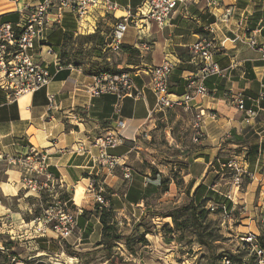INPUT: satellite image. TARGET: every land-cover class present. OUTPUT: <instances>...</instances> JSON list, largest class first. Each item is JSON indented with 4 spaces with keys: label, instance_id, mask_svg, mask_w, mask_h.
Returning a JSON list of instances; mask_svg holds the SVG:
<instances>
[{
    "label": "crops",
    "instance_id": "crops-1",
    "mask_svg": "<svg viewBox=\"0 0 264 264\" xmlns=\"http://www.w3.org/2000/svg\"><path fill=\"white\" fill-rule=\"evenodd\" d=\"M40 1L20 0L19 3H12L0 0V22L21 24L26 18L27 7L37 5ZM115 1L121 5V9L116 13L117 17L126 15L128 8L134 10L142 2V0ZM228 10L231 14L227 16ZM51 20L50 26L36 40L35 48L31 52L37 62L49 68L52 79L46 87L17 99L0 89V140L2 149L7 155L28 154L32 148L48 154L49 171L55 178V188L58 193L66 194L74 201L77 195L83 194L82 202L81 197L80 201L77 200L82 204H77L76 201L72 203L74 208L78 206L81 211L77 226L81 234L76 236V240L72 234L65 241L70 245H76L83 239L82 245L90 243L93 245L101 240L103 229L100 214L94 213L97 188L104 189L105 186L111 190L105 191L107 196L102 192L107 201L105 207H111L116 221L119 224L126 223L127 226L131 225L127 221L134 216L144 219L149 212H152L151 205L146 202L148 190L151 188L150 193L154 194L157 192H153L155 187L158 192H162L160 189L163 188L157 185L154 178L148 176V172L143 176L132 170V166L128 164L133 173L131 179L124 177L121 168L110 172L96 164L92 156L73 152L72 149L78 142L84 141L89 145L90 137L104 133L108 128L116 127L117 116L114 114L116 96L106 93L92 98L86 93L87 85L93 82V74L99 71L93 66L90 68L89 63L81 60L80 65L62 63L63 60L74 62L75 54L71 55L68 48L73 52L79 47L76 43L71 48L70 40L66 42V35L73 34V39H76L79 35L100 32L106 42L113 23L103 22L95 12L88 18L87 25L96 24L98 29L95 32L83 31L71 9H65L61 15H58L55 9ZM240 22L243 24L240 25ZM142 23L139 27L129 26L124 34L123 44L137 48L142 57L145 56L147 59L141 62L148 67L152 68L160 64L166 55L176 63L170 82L172 99L186 93L189 83L197 72L198 66L194 62L191 46L209 28L214 29L213 35L217 47L215 59L223 73L209 77L206 80L209 95L198 98L191 104L201 109L200 111L204 110L207 113L216 111L217 117L219 113L225 117L217 120V117L212 119L207 116L209 119L206 120L203 133L208 135V141L203 147L197 145L186 150L188 154L200 155L194 157L193 162L187 164V168H180L184 174L182 182L186 181L184 192L181 194L193 196L200 184L208 185L206 179L215 166L214 161L221 148L233 145L232 143L225 145L230 135L233 136L235 132L240 134L243 129L246 130V127L256 125H261L263 129L261 133H264V122L254 119L258 114L264 117V112H261L264 111V100L260 103L256 102L260 92L264 90V61L260 53L246 42L247 33L244 30V24L251 28H259L260 32L256 38L259 42L264 41V0H225L219 8L211 9L208 8L205 0H194L180 6L163 29L153 21L143 20ZM105 45H103L104 49ZM101 46L86 42L79 49L90 51L93 54L92 59L101 61L103 57H98L102 53ZM177 48H181V51ZM65 50L68 57L63 58L62 53ZM126 66L136 68L134 73L136 85L144 93L143 98L138 100L129 97L124 99L121 116L128 120L126 127L121 129L124 143L110 150L113 154L125 156L127 161L134 152L137 155L139 153L132 150V142H130L134 134L138 133V127L149 133L148 139L150 133L156 129L158 111L171 107L156 108V99L149 87L151 69L139 67L135 61L128 62ZM239 92L245 96L246 108L254 109L255 115L248 116L245 111L237 108L233 98ZM51 94L55 96L53 102L49 99ZM199 101L202 103L198 105ZM232 112L238 113L237 118L229 117ZM74 115L77 116L76 119L73 118ZM130 118L135 120L129 121ZM196 137L195 133L194 140ZM263 138L261 136V139ZM142 140L146 139L138 140L141 150H143L140 145ZM201 164L202 170L199 168ZM0 166L3 167V177L0 178L2 198L0 235L3 236V240L1 239L0 242L4 243L7 235L14 239L16 232L22 233L25 230L26 223L30 222L25 214L32 210L33 205L27 199L28 192L22 187V169L6 161H0ZM92 184L95 187L93 190L90 189ZM207 187H209L207 192L215 190L214 186ZM168 195H170L169 189L165 190L161 197L158 195L157 200L169 201ZM207 197H211L210 194L203 196L202 199ZM171 199L173 200L171 203L179 204L183 196L178 199L172 196ZM28 215L31 216L32 213ZM136 225L127 228L125 232H131ZM7 226L10 230L5 231L4 228ZM93 236H97L94 242H92ZM30 237H34L35 240L32 242L41 251L40 253H46L52 244H59L62 249L64 248L63 240H60L53 231H48L43 236ZM16 239L21 240L23 237ZM86 249L90 250L91 247H83V250Z\"/></svg>",
    "mask_w": 264,
    "mask_h": 264
},
{
    "label": "rangeland",
    "instance_id": "rangeland-1",
    "mask_svg": "<svg viewBox=\"0 0 264 264\" xmlns=\"http://www.w3.org/2000/svg\"><path fill=\"white\" fill-rule=\"evenodd\" d=\"M78 41H81V39L71 38L69 42L71 48L76 43L79 47L83 45ZM79 47L75 48L73 52L68 48V51L71 55L75 54V60L89 63L90 68L93 66L96 71H129L134 74L136 68L126 66L128 62L132 61H135L139 67L151 69V66L148 67L141 62L147 59L145 56L142 57L140 51L139 54L124 50L115 53L108 48L104 49L102 45V53L98 56L103 57L100 61L92 59L93 54L90 51H80ZM108 57H111V59H107ZM201 103L202 101H199L197 104ZM200 110L192 106L191 102L188 105H175L171 108L159 110L156 116V129L150 133L148 139L142 140L143 144L140 143L143 150L140 148L134 149L139 152L138 155L134 152V155L126 161L128 165L132 166V170L137 173L144 176L145 172H148V176L154 178L157 185H161L163 188L160 189L162 192H158L155 187L153 192H157L154 194L150 193L151 188L148 190L149 194L146 202L151 205L152 212L158 209L170 208L173 205L171 203L173 201L172 196L177 199L183 196L182 201L188 198L186 193L181 194L184 192L186 181L182 182L184 174L180 168H187V164L193 162V158L200 155L188 154L186 150L197 145L203 147V144L209 138L207 134L203 133L206 120L209 119L207 117L208 113L205 112V115L199 120L198 113ZM237 115V112H232L229 117L237 118ZM222 117H225V115L219 113L217 120ZM254 119L264 122V117H261L260 114L256 115ZM245 129L241 133L249 139V146H252L251 152L248 151L247 147L242 148L235 144L221 148L218 153L219 160L216 159L218 165L212 168V172L209 173L206 179V184L210 187L214 186L215 190H211L210 193L207 192L208 185H203L201 189L202 196L209 194L213 196L212 199L206 202V208L210 211L208 220L211 221L212 229L219 238L214 247L199 244L191 229H187L183 241H179L177 239L180 235L179 231L169 232L165 228L167 224L174 228V222L171 218H163L149 212L145 217L146 222L138 227V238L143 237L144 239L134 245L135 252H132L121 241L115 243L110 252H106L102 248H94L96 242L93 245L91 243L82 245V239L76 245H71L79 253L78 256L68 254L59 244H52L46 253H40L41 251L32 242L35 240L34 237H30L33 235L22 236L23 239L20 240L16 237L22 238L21 232H16L14 239H11L9 235L5 237L4 245L7 252H1L0 250V264H9L12 257H16L20 264H208L213 259L221 264V254L234 256L241 253H245L243 261L233 259L235 264H257L254 256L247 255V252L241 249L242 242L240 238L249 231L259 232V237H264V138L261 139V136L264 137V133H261L263 130L261 125L246 127ZM195 133L201 137L199 140H194ZM231 138L232 135H230ZM199 168L202 170L203 165L201 164ZM2 177L3 167L0 166V178ZM167 189H169L170 194L168 195L169 201L166 199L164 201L157 200V196L161 197V194ZM102 190L104 193L110 191L105 186ZM104 193H102L103 196ZM27 194L28 200L32 197L36 198L29 192ZM80 197L82 202L83 194L81 196L77 195L75 201H80ZM41 198H43L42 208L51 203L52 198L49 195L43 194ZM75 201L73 199V202ZM81 202H77V204H82ZM37 206V204L32 206V212ZM27 213L31 214L29 211ZM94 213H96L95 210ZM28 214H25V216H29ZM142 220V217L134 216L127 221V223H131L129 226L126 223L119 224L116 221L117 230L125 233L127 228L133 227L134 224H138ZM4 229L5 231L10 230L8 226ZM145 231L148 233L145 234ZM80 234L76 227L72 237L76 240V236ZM92 238V242H94L97 236ZM1 239L3 240L2 235H0ZM169 239L172 240L169 241ZM5 243H8L9 247ZM66 243L69 244L67 241ZM86 246L91 247V249L83 250V247ZM110 256H113L112 260Z\"/></svg>",
    "mask_w": 264,
    "mask_h": 264
},
{
    "label": "built area",
    "instance_id": "built-area-1",
    "mask_svg": "<svg viewBox=\"0 0 264 264\" xmlns=\"http://www.w3.org/2000/svg\"><path fill=\"white\" fill-rule=\"evenodd\" d=\"M12 3H19L20 0H7ZM194 0H142L141 4L134 10L128 8L126 15L117 17L116 13L121 9V5L115 0H41L37 5L27 7L25 20L18 25L9 22H0V89L8 92L15 99L18 97L34 93L37 90L46 87L51 79L49 68L34 58L31 52L35 48L43 32L50 26L51 15L54 10L57 14L65 9H71L77 18L83 31H93L98 29L95 24L87 25L88 18L95 12L103 22H112V30L108 40L105 42L106 48L118 53L122 50L124 34L130 25L139 27L143 20L153 21L160 29L165 28L176 10ZM209 9L219 8L225 0H205ZM230 15V10L227 11ZM243 22H240L242 25ZM244 30L247 33L246 42L255 48L261 59L264 61V41L259 42L256 38L260 32L259 28H251L244 24ZM214 29L209 28L199 39L191 46L194 62L197 64V72L188 85V90L177 99L170 98V82L176 66V63L165 56L164 60L151 68L149 87L156 99V108L163 109L175 105H188L198 98L209 95V89L206 80L215 75H222L223 70L215 59L217 51L214 38ZM147 48L148 45L146 44ZM86 93L90 97H98L102 94L110 93L116 96L114 103V114L117 116L116 127L108 128L104 133L90 137L89 145L84 141L78 142L73 147V152L80 155L92 156L94 162L99 166L112 172L121 168L126 179L132 178V170L126 163V157L116 155L110 150L121 146L124 143V137L121 129L125 128L128 120L121 116L122 104L125 98L134 100L143 98L144 93L137 88L135 75L129 71L111 70L99 71L93 74V82L86 87ZM54 95H49L51 102L54 101ZM237 108L245 111L248 116L255 115V110L246 108L245 96L239 92L233 98ZM264 100V90L260 92L256 99L257 103ZM216 111H211L208 116L212 119L217 117ZM205 115L202 110L198 113V118ZM77 118L76 115L73 116ZM135 119L130 118L129 121ZM134 134L132 150L140 148L138 140L147 139L149 133L140 130ZM199 136L195 138L198 140ZM0 161H6L10 165H17L22 169L21 183L24 190L41 198L43 194L49 195L51 203L43 208L39 216L34 217L26 223L25 232L21 236L27 237L28 234L43 236L48 231L57 234L60 240H67L78 226L80 209L70 203L71 200H64L55 188V178L49 171L48 154L32 148L28 154L7 155L4 153L0 140ZM231 165V164H229ZM90 189H95L93 184ZM1 190V188H0ZM102 189L95 193V201L101 205L107 206V201L102 194ZM2 203L0 191V204ZM32 213V210H30ZM30 224V225H29ZM12 236V234H10ZM14 238V237H13ZM241 249L252 255L257 264H264V246L259 239V232L249 231L241 237ZM120 248V247H118ZM1 252H7L3 242H0ZM9 264H20L16 257H12ZM221 264H235L233 259L225 255L221 259Z\"/></svg>",
    "mask_w": 264,
    "mask_h": 264
},
{
    "label": "trees",
    "instance_id": "trees-1",
    "mask_svg": "<svg viewBox=\"0 0 264 264\" xmlns=\"http://www.w3.org/2000/svg\"><path fill=\"white\" fill-rule=\"evenodd\" d=\"M73 34H67L66 35V42L73 39ZM80 38L81 41H78L80 44H84L86 42H93L97 45H104V36H101L100 32H96L95 34H88V35H79L76 37V39ZM179 51H181V48H177ZM122 50L124 51H133L135 54H139V50L137 48H134L127 44H122ZM63 58L68 57L66 50L62 53ZM190 57V56H189ZM64 65H68L70 63L74 65H80L81 63L77 60H74V62L71 61H64L62 62ZM206 83V82H205ZM170 92V89H169ZM235 144L239 147H247L251 152L252 146H249L250 141L248 138L244 136L242 133H234L231 139H228L225 142V145L228 144ZM263 148V147H262ZM219 159V156L216 157ZM215 166H217V160L214 161ZM203 187V184H200L196 188V192L193 196L188 195L187 200L184 202H181L179 204H173L170 208H163L158 209L152 212L153 215L160 216L163 218H171L174 222V228H171L168 224L165 226L166 229H168L169 232L179 231L180 235L178 236L179 241H183L185 237V231L187 229H191L192 234H194L196 241L204 245L206 247H214L216 241L219 240L217 234L215 233L214 229H212V223L210 220H208V214L209 209L206 208V202L213 198L207 197L205 199H202L203 196L201 195V189ZM111 191V190H110ZM211 191V190H210ZM210 191H208L210 193ZM105 196H107L105 194ZM60 197L64 200H71L66 194H60ZM32 205L37 204L38 206L33 209L31 216H26V219H33L36 216H39L42 213L43 208L41 207L43 204V198L36 197V198H29L28 200ZM70 203H73V200L70 201ZM73 205V204H72ZM96 213L100 214V220L103 225L102 229V238L101 240L96 244V246L102 249H104L106 252H110L113 245L119 241L124 242L129 249H131L132 252H135L134 245L137 242H142L143 237L138 238L139 235L137 234L138 227L142 226L146 220L145 218L140 221L136 227L131 232H125L121 233L119 230H117V222L115 219V214L111 207H105L104 205H101L99 203L96 204L95 207ZM148 233L145 231V234ZM260 242L262 246H264V237H259ZM172 239H169L171 241ZM8 246V243H5ZM63 247L68 252V254L72 256H78L79 253L76 252L70 244H67L65 240H63ZM245 253H241L239 255L230 256L232 259H240V261H243V255ZM225 256V254H221L220 258ZM111 260L113 259V256H110ZM240 262V263H241ZM208 264H219L216 262L215 259L208 262Z\"/></svg>",
    "mask_w": 264,
    "mask_h": 264
},
{
    "label": "bare ground",
    "instance_id": "bare-ground-1",
    "mask_svg": "<svg viewBox=\"0 0 264 264\" xmlns=\"http://www.w3.org/2000/svg\"><path fill=\"white\" fill-rule=\"evenodd\" d=\"M73 260V259H72Z\"/></svg>",
    "mask_w": 264,
    "mask_h": 264
}]
</instances>
